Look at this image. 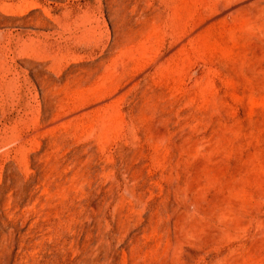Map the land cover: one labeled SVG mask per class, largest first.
Returning <instances> with one entry per match:
<instances>
[{"label":"rangeland","instance_id":"374dc122","mask_svg":"<svg viewBox=\"0 0 264 264\" xmlns=\"http://www.w3.org/2000/svg\"><path fill=\"white\" fill-rule=\"evenodd\" d=\"M0 264H264V0H0Z\"/></svg>","mask_w":264,"mask_h":264}]
</instances>
